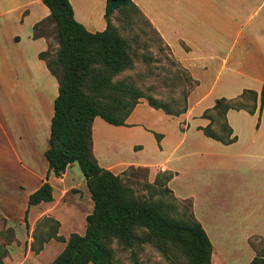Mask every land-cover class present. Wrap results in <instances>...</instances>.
<instances>
[{
  "label": "crops",
  "instance_id": "1",
  "mask_svg": "<svg viewBox=\"0 0 264 264\" xmlns=\"http://www.w3.org/2000/svg\"><path fill=\"white\" fill-rule=\"evenodd\" d=\"M68 1L75 20L88 32L105 30L107 0ZM131 2L197 85L188 95L187 111L179 117L149 107L144 99L126 126L96 117L92 154L102 169L114 175L128 167L147 170L149 183L157 174L171 172L166 186L175 198L191 202L193 217L212 245L211 264H227L214 246L211 223L226 222L229 213L219 216L205 208L215 206L209 194L219 193L223 205L234 207L231 217L247 213L242 221L247 245L249 238L264 237V104L260 117L258 111L227 112V123L237 138L232 144L210 139L199 128L209 124L201 116L216 100L234 99L244 90L259 93L264 86V0ZM48 15L41 0H0V212L18 224L50 215L61 223L63 218L54 209L61 197L56 191L85 184V179L69 182L70 170L76 173L73 164L60 178L48 173L45 151L58 82L38 57L51 47L50 37H33L35 24ZM153 133L161 135L159 145ZM124 149L130 155H124ZM137 154L144 157L138 159ZM237 181L241 194L236 196ZM45 182L53 188V201L28 208L29 196ZM88 196L86 208L64 204L61 209L70 218L87 217L93 209Z\"/></svg>",
  "mask_w": 264,
  "mask_h": 264
},
{
  "label": "trees",
  "instance_id": "2",
  "mask_svg": "<svg viewBox=\"0 0 264 264\" xmlns=\"http://www.w3.org/2000/svg\"><path fill=\"white\" fill-rule=\"evenodd\" d=\"M41 1L49 10V15L35 24L33 37L49 38L45 30L54 26L57 40L55 54H51L49 47L38 55L58 82L49 146L45 151L48 173L60 178L69 166L77 164L85 179L93 209L86 217L84 234H72L67 240L57 235L59 223L46 218L44 221L52 222L54 226L38 241L36 248L35 244L32 245V249L39 252L45 243L55 239L65 243V246L51 264H119L112 248L116 241L123 249L148 244L172 264H211V242L200 223L192 214H187L188 208L183 206L181 218L171 216L177 202L166 186L173 177L171 172L159 173L153 183H146L149 197L140 199L124 183L123 176L128 170L143 172L145 169L128 167L121 175H114L102 169L92 154V123L96 117L113 126H126L128 116L142 99L149 107L178 117L187 111L188 94L197 82L178 63L185 79L190 82L180 104L170 99V105L145 94L134 85L118 79L134 68L135 52L131 40L123 37L110 21L114 12L110 7L111 0H107L105 7L106 28L96 33L88 32L75 20L68 0ZM118 8H130L141 14L131 0H123ZM248 98L252 102L250 107L245 103ZM263 104L264 86L259 93L244 90L234 99H218L212 108L202 114L201 117L209 120V124L199 130L224 145L232 144L237 138L227 123V112L244 110L253 114L258 111L260 117ZM153 134L159 145L161 135ZM158 194L161 197L154 199V195ZM165 196H169L171 202L162 198ZM52 201L53 188L45 182L29 196L27 207ZM26 215L27 211L25 220ZM0 222L3 226L1 217ZM261 244L263 253L255 249L256 255L249 264H264V239ZM250 245L254 249L251 242ZM5 255L6 249L0 245V264H3Z\"/></svg>",
  "mask_w": 264,
  "mask_h": 264
},
{
  "label": "rangeland",
  "instance_id": "3",
  "mask_svg": "<svg viewBox=\"0 0 264 264\" xmlns=\"http://www.w3.org/2000/svg\"><path fill=\"white\" fill-rule=\"evenodd\" d=\"M110 21L123 37L131 40V46L135 52L134 68L121 74L118 79L132 84L145 94L151 95L157 99H162L170 105V99H174L176 103L180 104L188 92L190 82L185 79V74L182 72L181 67L173 60L169 49L160 40L159 35L155 33L147 19L142 14L130 8H118L111 14ZM46 29L45 31L50 36L51 40L50 52L51 54H55L57 49L55 27L49 26ZM245 103L248 107L252 105L249 98ZM123 153L124 155H130L125 149ZM143 157L144 155L137 154L138 159ZM73 166L74 169H76V173L73 174L72 170H70L68 179L69 182L73 180L78 183L84 179V177L78 165L73 164ZM239 178L241 180V177ZM123 179L124 183L133 189L137 197L140 199L149 197V191L145 187V184L149 183L147 170L143 172L128 170L126 175L123 176ZM238 183L239 181H237L238 187H236L237 185L234 186L236 189L234 194H236V196L241 194V188L239 187L241 184ZM56 192L58 193V197L60 195L61 197L58 198L59 204L54 209L59 213V217L61 219L63 218L61 223L58 222L53 215L44 216L37 220L36 223H12L0 212V217L4 220L3 226L0 222V245H3L6 249V255L2 259L3 264H51L55 257L63 250L65 243L52 239L43 245L41 251L35 252L32 249V245L35 244L34 246L36 248L38 241L44 238L50 228L54 226L52 222H45L44 220L46 218L55 220L59 223L57 235L65 240L72 234H84L86 227L85 215L70 218L61 208L65 207L64 204L71 206L70 209L86 208V200L89 197L86 185L82 181L80 184H76L68 190V192H62L60 190ZM209 192L210 189H208V193ZM210 194V198L214 199L213 203L215 206H209L205 209L212 208L215 215L218 214L219 216H225L226 213H229L226 222L224 220L220 222L216 219L217 222L214 220V222L211 223L215 225L211 233V238L215 242L214 246L221 252L227 264H246L248 260L250 263L256 255L255 249L260 254L263 253L261 241L264 237L249 238V248L247 242L244 240L245 231L243 230L244 222H242L247 213H240L239 218L231 217V214H234L231 212V209L234 207L223 205L224 199L221 198L219 193L216 197ZM160 197L159 194L154 195V199ZM162 198H165L167 202H171L169 196ZM176 200L177 202L174 207L175 211L171 212L172 217L181 218L184 212L183 206L188 208L187 214H192L191 207L189 206L191 202L185 201L182 203L181 200L177 198ZM227 208L231 213L227 212ZM200 209L203 211L202 206H200ZM197 210H199V208H197ZM245 211L248 212V209ZM222 213H224V215ZM229 219L231 222H229ZM232 226H234V228H232ZM262 234H264V232ZM250 242L254 245V249L251 247ZM112 248L119 264H172L168 259L162 256L160 252L148 244H139L132 249H123L115 241L112 244Z\"/></svg>",
  "mask_w": 264,
  "mask_h": 264
},
{
  "label": "water",
  "instance_id": "4",
  "mask_svg": "<svg viewBox=\"0 0 264 264\" xmlns=\"http://www.w3.org/2000/svg\"><path fill=\"white\" fill-rule=\"evenodd\" d=\"M123 4V0H111L110 1V7L113 10H116L118 7H120Z\"/></svg>",
  "mask_w": 264,
  "mask_h": 264
}]
</instances>
